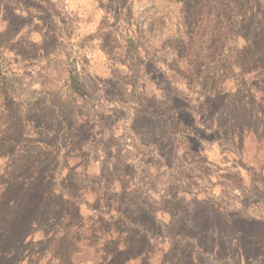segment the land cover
<instances>
[{"label": "rangeland", "instance_id": "obj_1", "mask_svg": "<svg viewBox=\"0 0 264 264\" xmlns=\"http://www.w3.org/2000/svg\"><path fill=\"white\" fill-rule=\"evenodd\" d=\"M0 264H264V0H0Z\"/></svg>", "mask_w": 264, "mask_h": 264}, {"label": "trees", "instance_id": "obj_2", "mask_svg": "<svg viewBox=\"0 0 264 264\" xmlns=\"http://www.w3.org/2000/svg\"><path fill=\"white\" fill-rule=\"evenodd\" d=\"M143 252H141L140 254H142Z\"/></svg>", "mask_w": 264, "mask_h": 264}]
</instances>
